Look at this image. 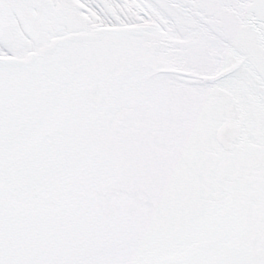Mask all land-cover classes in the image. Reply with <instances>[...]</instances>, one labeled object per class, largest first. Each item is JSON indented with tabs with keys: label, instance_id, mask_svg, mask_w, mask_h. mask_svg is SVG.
I'll return each instance as SVG.
<instances>
[{
	"label": "snow or ice",
	"instance_id": "snow-or-ice-1",
	"mask_svg": "<svg viewBox=\"0 0 264 264\" xmlns=\"http://www.w3.org/2000/svg\"><path fill=\"white\" fill-rule=\"evenodd\" d=\"M0 264H264V0H0Z\"/></svg>",
	"mask_w": 264,
	"mask_h": 264
}]
</instances>
